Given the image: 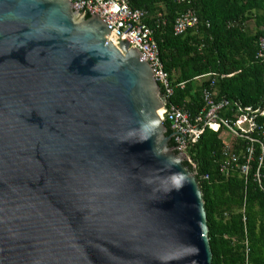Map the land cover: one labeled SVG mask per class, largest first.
Returning a JSON list of instances; mask_svg holds the SVG:
<instances>
[{
    "label": "water",
    "instance_id": "95a60500",
    "mask_svg": "<svg viewBox=\"0 0 264 264\" xmlns=\"http://www.w3.org/2000/svg\"><path fill=\"white\" fill-rule=\"evenodd\" d=\"M108 31L70 0H0V264H211L159 85Z\"/></svg>",
    "mask_w": 264,
    "mask_h": 264
},
{
    "label": "trees",
    "instance_id": "16d2710c",
    "mask_svg": "<svg viewBox=\"0 0 264 264\" xmlns=\"http://www.w3.org/2000/svg\"><path fill=\"white\" fill-rule=\"evenodd\" d=\"M129 2L132 7L145 9L146 23L156 27L154 37L173 87L171 103L194 117L203 106L201 89L214 78L212 87L218 99L229 100L235 109L264 108V61L254 59L258 37L264 35V0ZM187 8L194 10L201 23L182 34H174V19ZM158 18L164 24L156 25ZM250 22L253 29L249 28ZM208 73L212 74L211 78L196 79ZM181 82H184L182 88L178 86ZM257 123L264 130V117H257ZM164 125L166 134H170L168 123ZM259 136L264 143V135ZM226 143L233 153L240 155L246 140L206 128L186 150L195 167L185 163L196 172L204 199L211 264H264L263 192L251 176L245 182L235 170H220V163L227 158L223 154ZM259 154L256 148V159ZM255 166L253 163L251 173ZM260 171L264 174V157ZM245 239L249 250L247 260Z\"/></svg>",
    "mask_w": 264,
    "mask_h": 264
},
{
    "label": "built area",
    "instance_id": "2783aa9c",
    "mask_svg": "<svg viewBox=\"0 0 264 264\" xmlns=\"http://www.w3.org/2000/svg\"><path fill=\"white\" fill-rule=\"evenodd\" d=\"M73 10L82 17L91 16L94 13L109 30L107 40L117 44L118 39L130 43V47L136 48L142 60H145L159 85L160 99L164 112L159 113L163 123L167 122L170 130L172 146L177 152L186 154L187 162L192 167L195 164L186 153L188 146L196 142L202 131L209 128L215 132L222 131L223 134H230L246 143L240 149V155L233 153L229 143H226L223 154L227 157L220 163V170L228 172L235 170L244 178L245 182L251 176L257 182L259 189L263 192L264 205V174L260 168L263 164L264 143L260 135H264V130L257 123V117H264V108L251 109L233 108L230 101L222 98L218 99L213 89L214 78L210 79V84L201 89L202 108L192 117L183 107L169 101L173 96V87L170 82L168 72L162 64L157 41L154 37L155 28L145 21L147 11L143 8H135L130 5L129 0H70ZM182 3H190V0H177ZM164 24L160 18L157 24ZM201 23L197 14L191 8L179 13L173 23L174 34H182L189 29H193ZM208 25V23H206ZM256 61H264V35L258 37L257 51L254 56ZM211 73L197 76L198 80L211 78ZM184 86V82L178 84ZM257 130L258 135H254ZM256 148H259V156L255 158ZM253 163H255L253 172ZM204 178H208L205 175ZM244 212V208L242 209ZM246 220L243 215V221ZM246 260L248 255L247 239L244 242Z\"/></svg>",
    "mask_w": 264,
    "mask_h": 264
},
{
    "label": "rangeland",
    "instance_id": "374dc122",
    "mask_svg": "<svg viewBox=\"0 0 264 264\" xmlns=\"http://www.w3.org/2000/svg\"><path fill=\"white\" fill-rule=\"evenodd\" d=\"M249 28H254V24H253V22H250V24H249Z\"/></svg>",
    "mask_w": 264,
    "mask_h": 264
},
{
    "label": "bare ground",
    "instance_id": "6f19581e",
    "mask_svg": "<svg viewBox=\"0 0 264 264\" xmlns=\"http://www.w3.org/2000/svg\"><path fill=\"white\" fill-rule=\"evenodd\" d=\"M158 113H160V109L158 110Z\"/></svg>",
    "mask_w": 264,
    "mask_h": 264
}]
</instances>
